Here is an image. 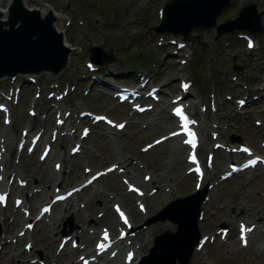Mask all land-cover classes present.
Wrapping results in <instances>:
<instances>
[{
    "label": "rangeland",
    "instance_id": "rangeland-1",
    "mask_svg": "<svg viewBox=\"0 0 264 264\" xmlns=\"http://www.w3.org/2000/svg\"><path fill=\"white\" fill-rule=\"evenodd\" d=\"M169 1L171 0L25 1L26 4H24L28 8L43 10L45 5L52 7L61 16L60 21L55 22V26L64 32L66 42L71 47L79 49L70 57L69 70L58 77L62 81L60 82L62 88L65 87L64 83L68 81V78H75L77 74L87 72L85 69L86 61H89L90 56L89 49L100 47L108 53L111 52L115 57L114 63L105 65L107 68L101 70L105 77L115 74L113 78L110 77L109 84L97 81L96 85L94 83L86 87L83 84L87 78L82 77L80 81H83L80 83L70 79L68 86L76 85V89L69 96L68 101L70 100L71 103L64 101L62 105L70 106L75 110L84 108L98 114H110L117 122L126 121L128 123L122 131H107L105 126H96L84 143L83 153L67 158L62 164L59 181L62 182L63 188H71L82 181L83 166H88L92 171L106 170L111 163L114 164L120 159L124 163V168L130 167L126 168L130 170V174L126 175L128 179L136 184L143 183L147 192L152 189V193H158L149 197L150 193L143 201L146 211L149 209L143 214L135 205L137 198L133 194L126 195V185L121 184L116 173L109 174L101 178L94 187L79 195L75 206L71 203L68 206L57 205L48 222L39 223L35 231L31 235L28 234L34 244L31 254L25 253L24 250L26 236L24 241L18 243L19 245L11 243L0 252V264H28L31 257L42 261L44 257L50 259L48 264H52L57 246L56 244L54 247L52 241L58 239L62 231L68 233L77 226L82 227L86 232L80 241L88 244L87 248L92 247L93 243H88L91 235L86 230H93L96 227L97 229L107 227L110 230L116 228L117 220L113 210L110 209L115 200L120 201L128 210L134 226L143 227L161 210L166 199L171 201L175 197L193 194L195 177L191 175L192 178L187 179L185 175L187 172L184 160L186 149L177 150L179 145L172 140L146 148V145L152 144L159 137L166 136L172 130L175 121L169 113V100L171 95L178 96L182 93L180 90L182 82H186L189 86L188 100L187 98L185 100L186 103H193V111L199 115L201 127L205 124L207 130L210 124L216 121L221 128L217 131L221 134L220 142L230 145V137L236 135L240 137L241 142L250 145L256 153L264 156V99H262V93L258 94L255 101L257 103L239 112L234 102L225 101L226 94H232L233 98L245 95V88L248 89L250 96L258 93V87L264 83V53L246 51L243 44L235 39V35L221 36L215 41V28L194 29L187 37L186 46L184 45L183 49L178 51L176 45L182 39L181 35L164 34L160 37L154 32V28L160 23L159 10ZM231 2L232 4L218 16L217 24L234 19L240 9L246 5L255 4L259 12L264 11V0H231ZM6 5L7 1L2 0L0 7L5 9ZM261 21L264 25V14ZM128 65L149 68L147 73L151 81L161 88L162 101L156 105L154 111L148 114L141 116L134 114L130 117L133 110L117 105L112 97L106 95L109 85L117 84L126 77L128 71L144 69H132ZM235 65L247 67L246 73L236 72ZM230 76L236 79L231 81L228 79ZM62 78H65L64 82ZM48 79L50 77L42 75L39 80L45 82ZM215 80L222 87L221 90L214 91L215 94L219 92L215 96L216 101L221 102V106L224 105L218 113L211 111L214 104L210 100L213 89L211 83L214 85ZM3 84L6 86V83ZM237 84H239L238 87H236ZM29 87L28 84H24L25 91L20 94L22 102L28 95H31L28 94ZM26 102L24 101L23 104L19 102L13 108V116L16 120L7 129L1 125L0 114V134L6 133L8 143L12 145L13 139L21 128L29 127L31 132L40 128L44 129L36 119L32 120L29 117V107L25 106ZM149 103L152 104V102ZM200 107H203L205 111H200ZM47 110L49 113L44 110V113L39 116L43 118L45 131L55 127L54 111ZM255 119L262 122L259 128L254 125ZM201 134V158L205 160L204 167L207 172L203 185L209 184L212 187L208 192L210 193L209 200L202 207L204 208L203 219L198 225L200 233L203 236L212 237L213 241L211 243L207 241L203 247L204 250L195 252L189 264H264V253L260 251L262 237H264H260V233H264L258 231L254 235L257 228L264 223V173L260 168H256L253 171H245L237 177L221 180L228 163L243 162L245 155H229L225 151L217 150L214 161H208L206 153L210 150L212 140L202 128ZM64 139L63 145H66L65 149L68 150L67 147H70L74 140L66 137ZM58 145L61 144L56 143L55 146ZM67 150L63 149L64 152H62L55 148L54 157L47 159L43 164L36 161L37 156L34 158L23 155L17 167L13 168L11 161L6 170V176L16 171L29 180V186L36 184L43 189V192L47 189L51 190L52 181H48V178L53 177L55 180L51 169L52 163ZM37 154L39 155V152ZM12 157L13 155L11 159ZM131 160L136 161L138 166L143 164L141 165L143 167H137L131 163ZM146 174L152 175L151 181L147 184L143 182V176ZM151 182L154 183L153 186ZM168 183L172 185L170 191L163 188ZM14 191L15 193H30L31 190L27 188ZM109 194L115 195L116 199L111 200ZM45 198L44 194L37 198L34 196L29 198V209L32 215H35L37 206ZM88 201H90L89 204H87ZM83 205L85 208L81 207ZM207 209H209L208 212ZM77 210L82 211L75 214ZM13 212V206L6 211L0 210V223L2 224V219L8 218ZM99 213L103 214L102 219L97 217ZM243 220L246 221L248 227L249 224L256 225L246 248L240 247L238 240L237 224ZM21 224V221L11 222L10 218L9 222L8 220L3 222L2 233L9 226L12 227L10 231L16 233ZM221 224H226L229 228L225 243L218 236H215L217 240L214 238ZM174 229V226L167 222L147 225L145 229L137 230L132 245L142 248L143 255H146L155 236L166 230L174 231ZM10 237H14V234ZM66 249L67 254L72 253L69 252V246ZM137 251L138 249L136 254ZM19 253L23 257H19ZM77 257V253H72L65 260L66 262L75 261V264H78ZM60 264L68 263L63 261ZM109 264H116V262L111 261Z\"/></svg>",
    "mask_w": 264,
    "mask_h": 264
},
{
    "label": "water",
    "instance_id": "water-1",
    "mask_svg": "<svg viewBox=\"0 0 264 264\" xmlns=\"http://www.w3.org/2000/svg\"><path fill=\"white\" fill-rule=\"evenodd\" d=\"M229 4L230 0H174L164 7L162 22L155 31L181 34L186 39L195 27L208 29L215 26L216 17ZM10 14L6 25L8 29L0 22V76H13L25 69L35 72L46 69L53 73L61 70L69 50L62 45L61 35L56 34L52 28L51 16L41 19L37 12L25 10L19 0H14ZM259 18L256 7L251 5L242 9L234 22L218 26L217 32L221 34L234 29L261 32ZM100 51L91 49L92 57ZM198 205L192 210L168 208L163 212V218L176 223L178 229L173 234L166 233L164 237H157L155 246L141 264H188L199 238L196 226Z\"/></svg>",
    "mask_w": 264,
    "mask_h": 264
},
{
    "label": "bare ground",
    "instance_id": "bare-ground-1",
    "mask_svg": "<svg viewBox=\"0 0 264 264\" xmlns=\"http://www.w3.org/2000/svg\"><path fill=\"white\" fill-rule=\"evenodd\" d=\"M2 0H0V2H1ZM11 0H8V3L10 2ZM25 1L26 0H21V2H22V4H24L25 3ZM47 10L48 9H45L44 10V12H42V13H46L47 12ZM2 14H3V16H2V18L5 20L6 19V10L5 9H2ZM54 16H55V19H56V21H60V18H59V16L57 15V14H55L54 13ZM64 20V19H63ZM36 38V37H35ZM186 91V90H185ZM182 94L183 95H181V98L179 97L178 99H179V102H178V104H180V103H184V101H185V99H186V97H187V92H182ZM185 107H186V109L187 110H190V108H192L193 107V105H191V104H189V105H185ZM192 114V113H191ZM192 115H194V114H192ZM175 140H177V139H175ZM177 144V143H176ZM184 145L182 144L181 146H179V149L182 151L183 149H184V147H183ZM119 165L120 166H122V162H119ZM117 168H119V167H117ZM115 169H116V166H115ZM125 173V172H124ZM190 177L191 176H187V179H190ZM157 182H158V180H157ZM203 183H201L200 184V187H199V189L198 190H201L203 187ZM164 187V189H166L167 188V191L169 190H171L172 189V187L171 186H169V185H165V186H163ZM157 196V195H156ZM47 197V196H46ZM170 201V199H166L165 201H164V204H166V203H168ZM216 202V200L214 201V203ZM211 209V208H210ZM148 211H149V209H148ZM148 211H146V212H148ZM207 212L209 211V209H207L206 210ZM244 223H242V225H243ZM263 225V224H262ZM247 227H248V225H247ZM261 227V226H260ZM124 228V227H123ZM186 230V229H185ZM191 232V229L189 230V233ZM125 240H126V238H125ZM128 245V244H127ZM121 248L120 247H117L116 249H114V251H113V254H114V258H115V261L118 263V264H120V262H119V250H120ZM143 252H142V249H140V248H138V251H137V254H136V256H135V259L131 262L132 264H137V261H138V258L140 257V255L142 254ZM54 264H56V262L54 263Z\"/></svg>",
    "mask_w": 264,
    "mask_h": 264
},
{
    "label": "snow or ice",
    "instance_id": "snow-or-ice-1",
    "mask_svg": "<svg viewBox=\"0 0 264 264\" xmlns=\"http://www.w3.org/2000/svg\"><path fill=\"white\" fill-rule=\"evenodd\" d=\"M251 47V44L249 45ZM186 87V86H185ZM175 115L181 120L184 122V124H182V126H186V122H187V118L185 116L182 115L181 113V110L180 109H177L175 111ZM119 127H123V125H120ZM175 135V133H174ZM189 135H192V139L191 140H185L183 141L184 143H191L192 144V147L194 148L195 147V137L193 134L189 133ZM244 151H247V149H245ZM190 159L195 162V157H190ZM251 164H254L255 161H251L250 162ZM245 166H248V165H245ZM131 190H134V189H131ZM3 201V197L0 196V202ZM117 211H119V209H117ZM121 218L123 219V213H121ZM127 222V221H125ZM248 231H250L251 229H247ZM245 231V227L242 225L241 226V239L243 240L244 239V236H243V233ZM105 239H107V233H105ZM99 247H103V245H100ZM129 258H131V254H129Z\"/></svg>",
    "mask_w": 264,
    "mask_h": 264
}]
</instances>
